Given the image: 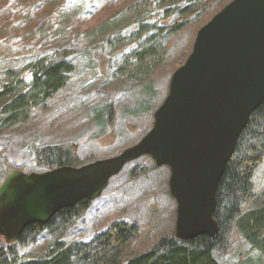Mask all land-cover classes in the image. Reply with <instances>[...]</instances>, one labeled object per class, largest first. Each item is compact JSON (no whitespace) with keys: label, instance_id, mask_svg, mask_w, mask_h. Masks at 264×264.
Returning a JSON list of instances; mask_svg holds the SVG:
<instances>
[{"label":"rangeland","instance_id":"374dc122","mask_svg":"<svg viewBox=\"0 0 264 264\" xmlns=\"http://www.w3.org/2000/svg\"><path fill=\"white\" fill-rule=\"evenodd\" d=\"M231 1L205 3L198 9L201 14L187 16L186 26L167 37L150 75L134 79L119 69L136 47L138 22L169 28L181 17H166L163 6L151 0H0V87L8 71H20L57 51L74 54L67 86L26 122L2 133L0 184L11 171L39 173L32 153L37 147L73 144L81 159H109L139 143L152 129L154 113L168 95L172 75L191 54L198 31ZM24 75L29 81L28 71ZM169 179L170 169L157 167L148 156L128 164L64 240L86 242L115 221L136 223L140 233L124 251L126 264L175 234L177 205ZM254 184L257 191L264 185V159ZM52 242L43 235L19 253L38 257ZM214 256L221 264H264L235 230L228 251Z\"/></svg>","mask_w":264,"mask_h":264},{"label":"water","instance_id":"95a60500","mask_svg":"<svg viewBox=\"0 0 264 264\" xmlns=\"http://www.w3.org/2000/svg\"><path fill=\"white\" fill-rule=\"evenodd\" d=\"M263 102L264 0H233L198 31L139 143L79 169L8 175L0 187V236L14 244L28 226L95 201L128 164L148 156L170 169L176 239L216 237L219 183Z\"/></svg>","mask_w":264,"mask_h":264},{"label":"trees","instance_id":"16d2710c","mask_svg":"<svg viewBox=\"0 0 264 264\" xmlns=\"http://www.w3.org/2000/svg\"><path fill=\"white\" fill-rule=\"evenodd\" d=\"M211 1L219 4L222 0H151L152 4L163 6L166 17L177 15L182 20L169 28L139 21L134 33L136 47L124 59L120 72L127 70L132 78L145 79L159 64L167 37L186 26L187 16L201 14L198 9ZM73 55L72 51H57L51 58H39L20 71L6 73V82L0 87V138L5 130L26 122L34 109L45 108L67 86L73 72L70 61ZM27 71L29 81L24 75ZM32 153L39 173L79 169L106 159L94 156L81 159L78 147L73 144L37 147ZM263 159L264 102L252 114L219 183L214 213L219 224L217 236L179 241L173 234L133 256L126 264H221L214 253L228 251L229 237L234 230L256 251L259 260L264 261V185L257 191L254 184ZM91 203L83 200L73 208L64 209L47 225L28 226L14 244L0 236V264H123L125 249L140 233L136 223L115 221L86 242L64 240L67 230L87 212ZM43 235L53 242L42 255L32 258L20 255L19 249L35 245Z\"/></svg>","mask_w":264,"mask_h":264}]
</instances>
